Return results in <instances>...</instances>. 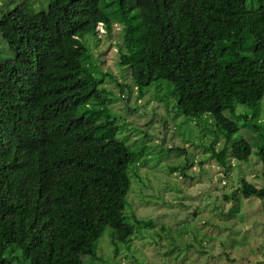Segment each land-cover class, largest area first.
I'll list each match as a JSON object with an SVG mask.
<instances>
[{
    "label": "trees",
    "instance_id": "obj_1",
    "mask_svg": "<svg viewBox=\"0 0 264 264\" xmlns=\"http://www.w3.org/2000/svg\"><path fill=\"white\" fill-rule=\"evenodd\" d=\"M1 14L15 30L4 40L11 56L0 58V264H85L109 225L100 188L124 204L143 150L104 113L112 100L95 75L99 55L85 42L97 38L99 21L107 37L120 24L122 93L143 97L154 85L159 102L171 97L176 115L213 132L203 148L220 165L255 153L264 181V0H49L37 11L20 4ZM201 58L214 68L203 94L213 87L219 95L210 108L175 72L178 60ZM162 80L172 84L165 96ZM242 128L255 135L243 137ZM238 195L264 198V184L242 178L231 197ZM128 220L121 214L112 227L114 243L130 242L136 225H153Z\"/></svg>",
    "mask_w": 264,
    "mask_h": 264
},
{
    "label": "rangeland",
    "instance_id": "obj_2",
    "mask_svg": "<svg viewBox=\"0 0 264 264\" xmlns=\"http://www.w3.org/2000/svg\"><path fill=\"white\" fill-rule=\"evenodd\" d=\"M48 2L0 0V16L2 10L16 5L37 11ZM14 30L7 19L0 20V58L11 56L4 40ZM119 30L120 25L114 23L110 37L105 33L97 38L87 35L85 42L93 56L99 55L102 74L95 75L103 79L101 88L107 90L112 100L104 113L116 118V124L122 126L120 137L128 136V143L143 151L137 159L138 165L130 170L131 183L124 204L108 197L110 187L100 188L98 196L102 198L109 225L96 242V258L84 256L85 264H264V198L231 197L242 178L257 187L264 184L258 157L252 153L248 162L230 159L226 168L203 148L213 136L206 128L208 125L202 122L210 135L207 130L197 128L193 118L176 115L174 99L167 96L159 102L154 96V85L143 97H138L136 91L128 97L127 89L122 93L117 80L121 83L125 77L116 66L115 46ZM169 55L174 56L173 52ZM178 62L176 75L183 74L190 80L188 84L178 80L181 87L189 88L209 108L213 101H219L213 87L209 94H203L209 87L205 84L203 88V83L214 69L206 58L194 64ZM160 83L158 94L165 96L172 84L166 80ZM99 107L90 105L93 110ZM81 110L90 111L84 106ZM246 111L250 113L247 108ZM262 117L260 112L259 118ZM244 130L240 129V134L248 136ZM224 140L220 137L215 146H221ZM174 166H177L175 171ZM121 214L128 221L132 222L136 216L151 220L153 225H136L130 242L114 243L112 227L119 222Z\"/></svg>",
    "mask_w": 264,
    "mask_h": 264
},
{
    "label": "clouds",
    "instance_id": "obj_3",
    "mask_svg": "<svg viewBox=\"0 0 264 264\" xmlns=\"http://www.w3.org/2000/svg\"><path fill=\"white\" fill-rule=\"evenodd\" d=\"M115 24H118V23H115ZM113 26H114V23H113ZM95 30L97 31L98 35H100L101 33H105L106 34V29L104 27L103 22H100V21L97 22Z\"/></svg>",
    "mask_w": 264,
    "mask_h": 264
}]
</instances>
